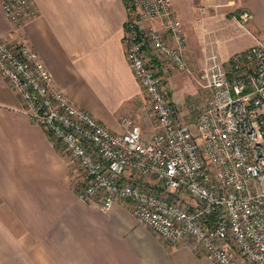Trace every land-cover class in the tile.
<instances>
[{
  "label": "built area",
  "instance_id": "2783aa9c",
  "mask_svg": "<svg viewBox=\"0 0 264 264\" xmlns=\"http://www.w3.org/2000/svg\"><path fill=\"white\" fill-rule=\"evenodd\" d=\"M0 1L15 29L36 14L32 0ZM125 1L126 56L143 88L140 109L157 123L149 139L132 116L114 131L72 100L23 31L0 36V75L81 168V199L103 208L127 199L159 236L191 237L218 264H264V39L228 59L208 55L193 73L203 92L182 115L163 68L191 72L185 24L172 0Z\"/></svg>",
  "mask_w": 264,
  "mask_h": 264
},
{
  "label": "crops",
  "instance_id": "0c3cea01",
  "mask_svg": "<svg viewBox=\"0 0 264 264\" xmlns=\"http://www.w3.org/2000/svg\"><path fill=\"white\" fill-rule=\"evenodd\" d=\"M32 4L35 16L15 29L0 1V36L13 41L25 32L56 86L72 100L114 131L125 129L121 117L132 116L149 139L157 123L140 109L143 88L126 56V1ZM200 4L211 7L203 19ZM230 4L243 7L239 16L224 12ZM172 5L185 24V57L196 71L211 53L228 59L249 47L263 27L264 0H172ZM255 10L261 16L248 25L241 14L253 16ZM23 106L0 75V264H218L191 237L169 242L159 236L127 199L110 208L81 199V168Z\"/></svg>",
  "mask_w": 264,
  "mask_h": 264
},
{
  "label": "rangeland",
  "instance_id": "374dc122",
  "mask_svg": "<svg viewBox=\"0 0 264 264\" xmlns=\"http://www.w3.org/2000/svg\"><path fill=\"white\" fill-rule=\"evenodd\" d=\"M239 1L241 2L242 0ZM210 8L204 4H200L197 8L198 18L203 19L204 16L209 12ZM242 8L243 7L241 6L231 5L228 6L224 12L229 16H234V15L239 16L240 12H242ZM253 12H254L253 16L247 20L248 25L251 24L250 23L251 21L258 22V19L261 16L260 13L257 12V10ZM256 36L261 39H264V22H263V27H261V29L259 28L257 29ZM171 67L172 69L168 70L167 73L164 72V78L168 85L170 97L174 105L176 106L177 111L182 115H186L191 112L190 108L192 109L191 105L194 104V100H196L197 97H199V95L203 92L202 87L201 86L199 87L197 83L198 81L193 76V73L194 74L199 73L200 70L196 71L190 67L191 72H187L173 65ZM173 73L175 74L174 77L171 75ZM169 76L172 82L170 81Z\"/></svg>",
  "mask_w": 264,
  "mask_h": 264
}]
</instances>
